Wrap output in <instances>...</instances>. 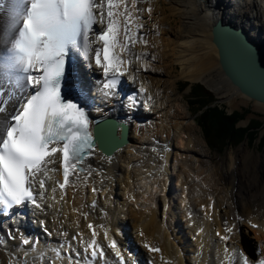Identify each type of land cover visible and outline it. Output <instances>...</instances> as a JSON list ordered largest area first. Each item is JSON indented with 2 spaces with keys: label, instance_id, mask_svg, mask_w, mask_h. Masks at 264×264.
Listing matches in <instances>:
<instances>
[{
  "label": "bare ground",
  "instance_id": "1",
  "mask_svg": "<svg viewBox=\"0 0 264 264\" xmlns=\"http://www.w3.org/2000/svg\"><path fill=\"white\" fill-rule=\"evenodd\" d=\"M136 7L143 10L134 12L139 18L136 23L143 25L139 35L148 43H137L128 57L133 63L126 79L136 89L135 103L128 97L122 99L117 91L118 95L104 97L99 83L91 88L96 93L94 98L88 96L85 85L81 89L95 116L112 115L129 122V139L110 154L100 151L95 144L70 177L63 201H52L48 192L45 199L38 198L41 208L30 205L27 213L35 227L44 216L51 228V234L42 231L43 238L36 245L22 242L24 236L20 233L25 228L17 223L26 221L24 213L21 219L12 216L11 226L5 230L12 232V239L0 245V264H68L69 257L74 264L78 260L67 250L71 245L87 244L92 233L87 227L89 223L98 232L97 239L106 251L108 264L117 262L108 247L111 239L119 249L125 239H130V246L137 245L140 251L142 246L143 255L153 257L156 264H229L224 258L226 246L252 260L264 255V179L259 171L260 155L243 146L238 154L230 155L229 166L225 159H220L208 167L204 159L206 143L196 134L195 122L188 121V107L172 91L169 97L159 95L162 87L158 83L162 78L150 71L158 68L153 60L161 63L159 70L170 69L167 65L180 68V77L201 81L223 98L231 110L246 104L249 98L220 67L211 26L221 18L245 27L256 43L264 42V0H137ZM148 7L152 8L151 14L146 11ZM6 10L4 0V10L0 11V63L10 47L3 37ZM94 39L92 34L90 40ZM137 55H142V59L137 61ZM84 56L86 78L92 75L99 82L101 74L96 72L97 67L90 64L89 55ZM175 83L170 80L167 86ZM141 86L147 92H141ZM255 102L264 109V103ZM56 167H60L59 162ZM60 174L57 173L59 179ZM93 188L97 191L93 192ZM56 195L59 200V189ZM253 224L258 227H252ZM226 227H231L232 233H226ZM65 232L67 236L62 234ZM125 232L128 234L124 238ZM217 233L231 238L223 241ZM3 243L4 239H0ZM145 244L159 245L161 251L150 252Z\"/></svg>",
  "mask_w": 264,
  "mask_h": 264
},
{
  "label": "snow or ice",
  "instance_id": "2",
  "mask_svg": "<svg viewBox=\"0 0 264 264\" xmlns=\"http://www.w3.org/2000/svg\"><path fill=\"white\" fill-rule=\"evenodd\" d=\"M136 5L137 0H7L3 37L10 47L0 63V205L5 210L29 203L41 208L38 198L45 199L48 192L52 201L64 200L82 154L92 149L85 109L62 95L66 57L82 46L83 53L94 58L105 77L102 95H118L115 90L119 78L133 63L128 58L132 49L137 43H148L139 35L143 25L136 23L139 18L134 12L143 10ZM3 10L4 0H0ZM146 11L151 14L152 8ZM96 25L101 26L99 30ZM92 34L94 40H90ZM100 42L101 46L93 48V43ZM135 59L141 60L142 55ZM140 91L147 89L141 86ZM127 99L135 103L134 96ZM58 162L60 167H56ZM61 168L62 181L57 177ZM87 227L92 233L85 251L91 250L94 259L103 257L104 249L96 239L98 232L91 223ZM225 232L232 233V228L226 227ZM62 234L67 236L66 232ZM217 235L223 241L231 238ZM104 238H108L107 231ZM23 244L30 245L29 239L24 238ZM144 246L150 252L161 251ZM108 247L119 264H127L115 240ZM224 252L229 264H240L241 260L243 264H264V255L254 261L227 246ZM56 254L59 257V251ZM68 264H73L70 257Z\"/></svg>",
  "mask_w": 264,
  "mask_h": 264
},
{
  "label": "rangeland",
  "instance_id": "3",
  "mask_svg": "<svg viewBox=\"0 0 264 264\" xmlns=\"http://www.w3.org/2000/svg\"><path fill=\"white\" fill-rule=\"evenodd\" d=\"M260 43H264V42H260ZM153 61H154L153 63L156 66H158V68L155 71L150 70L151 75L155 77L159 76L160 78H162L163 81V82L160 81L158 83V85L162 87V91L160 92L159 95L166 94V97H169V95L172 94L173 96L176 95L178 97V100L184 103L186 107H188L190 113L188 121L190 120L191 122H195L196 134L201 138H203V140L206 143L207 154L204 157V159L207 163V166L210 167V164L217 163V161H219L220 159L223 160L225 159L227 165L229 166V164L231 163L230 155L232 153H234L235 155L238 154L239 151H241L242 147L246 146V148L250 153H255L260 155L262 160L260 159L261 167L259 168V171L261 173L262 179H264V139H262L264 135V109L257 107L256 102L249 99L246 104H241L239 107L232 108L231 110L230 106L226 101H224L223 98L217 95L215 91L212 90L211 88L209 87L207 88L204 85V83H202L201 81L199 80L190 81L186 78L180 77L181 76L180 68L171 69V65H167V67H170V69L159 70L161 63L156 60ZM170 80L172 81L174 80V82L176 83L175 85L168 87L167 83ZM194 89L201 92H204V90H208L207 91L208 94L210 93L213 99L211 105L221 108L226 115H230L233 117V120L231 121L233 123V128H235L233 129V131L230 130L231 124L229 120V125H227L225 129L226 131L229 130L231 131L229 134L223 131L216 132L214 128L211 129L210 127H208V132L207 130L205 131L207 132L206 134L209 139H206L205 131L198 121L201 120L199 118V114L201 110L197 109V104L195 103L197 101L195 97L201 99L204 98L205 94L204 95L198 93L196 94L194 93ZM174 101L175 99L172 102ZM237 111L239 112V115H234L235 112ZM252 120L258 121V123L257 122L254 123L252 122ZM246 126H250L248 127L247 130L253 133L252 135H250L253 136L251 139H248L246 133L241 134L240 130L236 129L239 127H246ZM243 232L244 230L242 229L241 239H244Z\"/></svg>",
  "mask_w": 264,
  "mask_h": 264
},
{
  "label": "water",
  "instance_id": "4",
  "mask_svg": "<svg viewBox=\"0 0 264 264\" xmlns=\"http://www.w3.org/2000/svg\"><path fill=\"white\" fill-rule=\"evenodd\" d=\"M211 31L223 73L249 99L264 103V43L253 41L242 25L221 18ZM128 129L127 122L109 116L93 126L95 140L107 154L128 140Z\"/></svg>",
  "mask_w": 264,
  "mask_h": 264
},
{
  "label": "trees",
  "instance_id": "5",
  "mask_svg": "<svg viewBox=\"0 0 264 264\" xmlns=\"http://www.w3.org/2000/svg\"><path fill=\"white\" fill-rule=\"evenodd\" d=\"M207 91L208 90H204V92H201V91H197L194 89V93H196V94L197 93L201 94V95L205 94L204 98H201V99H199L198 97H195L197 99V101L195 102L197 104V109L201 110L200 114H199V118L201 120H198L199 123L203 127L204 131L207 130V132H208V127H210L211 129L214 128V130L216 132L223 131V132H227V134H229L231 131H233V129H235V128H233V123L231 122L233 120V117L230 115H226L221 108H218L217 106H212L211 104H212L213 99H212L210 93L208 94ZM234 115H239V112L238 111L235 112ZM229 120H230V124H231V128H230L231 131L230 130L226 131L225 129H226V126L229 125ZM252 122L258 123V121H255V120H252ZM248 127H250V126L239 127L236 129H239L241 134L246 133L248 139H251L253 136H250V135H252L253 133L247 130ZM211 129H209V130H211ZM207 132L205 131V134ZM205 137H206V139H209L207 137V134ZM262 139H264V135H263Z\"/></svg>",
  "mask_w": 264,
  "mask_h": 264
}]
</instances>
